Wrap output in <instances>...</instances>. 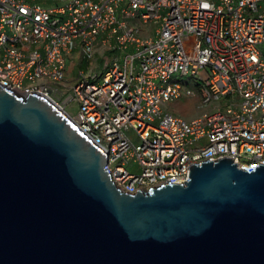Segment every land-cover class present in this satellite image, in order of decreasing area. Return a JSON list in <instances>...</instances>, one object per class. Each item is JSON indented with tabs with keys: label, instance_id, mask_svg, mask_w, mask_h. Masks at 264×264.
I'll list each match as a JSON object with an SVG mask.
<instances>
[{
	"label": "built area",
	"instance_id": "1",
	"mask_svg": "<svg viewBox=\"0 0 264 264\" xmlns=\"http://www.w3.org/2000/svg\"><path fill=\"white\" fill-rule=\"evenodd\" d=\"M105 48L117 54L103 73L68 81L75 50L90 60ZM0 83L61 93L63 106L53 100L103 149L123 193L186 184L192 165L211 160L255 171L264 165V0H0ZM183 98L197 99L199 116L166 110Z\"/></svg>",
	"mask_w": 264,
	"mask_h": 264
},
{
	"label": "water",
	"instance_id": "2",
	"mask_svg": "<svg viewBox=\"0 0 264 264\" xmlns=\"http://www.w3.org/2000/svg\"><path fill=\"white\" fill-rule=\"evenodd\" d=\"M53 99L0 83V264H264V165L120 191Z\"/></svg>",
	"mask_w": 264,
	"mask_h": 264
},
{
	"label": "rangeland",
	"instance_id": "3",
	"mask_svg": "<svg viewBox=\"0 0 264 264\" xmlns=\"http://www.w3.org/2000/svg\"><path fill=\"white\" fill-rule=\"evenodd\" d=\"M149 33L147 32L146 35ZM117 51L115 49H102L101 51L97 52L92 59H85L84 64L89 63L90 66L95 65L98 68L102 66L108 65L113 58L116 56ZM80 70V67H77L74 69V75H77ZM97 71V70H96ZM192 80H189L191 82ZM70 92L68 93V95ZM53 99L58 102L60 105H62V101L64 98L62 97L61 93L59 94H53ZM196 101L197 99H188V98H183L181 100L171 102L167 105L166 110L178 115L180 117H183L185 119H193L197 116L200 115V111L196 108ZM63 106V105H62ZM77 106L75 104H72L70 106V112L75 115L77 112ZM127 135L131 138L132 142L134 144L139 143L138 138L136 135L133 133V131L128 130ZM134 170L137 172L138 169L134 168Z\"/></svg>",
	"mask_w": 264,
	"mask_h": 264
},
{
	"label": "crops",
	"instance_id": "4",
	"mask_svg": "<svg viewBox=\"0 0 264 264\" xmlns=\"http://www.w3.org/2000/svg\"><path fill=\"white\" fill-rule=\"evenodd\" d=\"M84 60L85 57L82 55V52L80 50H75L73 54L69 57L68 65H67V78L69 82L73 83L75 81L78 74L74 75L73 72L74 69L77 67H80L79 71H83L85 73H89L93 70L97 75H100L106 69V66H102L98 68L95 65L90 66L89 63L84 64Z\"/></svg>",
	"mask_w": 264,
	"mask_h": 264
}]
</instances>
